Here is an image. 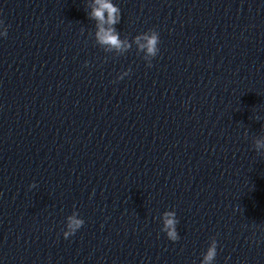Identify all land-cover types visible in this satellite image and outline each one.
<instances>
[{
	"label": "water",
	"instance_id": "obj_1",
	"mask_svg": "<svg viewBox=\"0 0 264 264\" xmlns=\"http://www.w3.org/2000/svg\"><path fill=\"white\" fill-rule=\"evenodd\" d=\"M92 2L0 0V264H264V0H113L151 67Z\"/></svg>",
	"mask_w": 264,
	"mask_h": 264
},
{
	"label": "clouds",
	"instance_id": "obj_2",
	"mask_svg": "<svg viewBox=\"0 0 264 264\" xmlns=\"http://www.w3.org/2000/svg\"><path fill=\"white\" fill-rule=\"evenodd\" d=\"M89 17L94 19L96 23L97 31L95 33L97 42L101 45H106L107 50H116L119 53H125L132 47V43H135L137 50L144 53L143 59L147 61L149 67L152 65V60L157 56L159 52L160 36L156 29H149L146 32L137 34L131 42L120 38V34L117 32L115 25L120 22L121 9L113 3V0H93ZM7 26H4L2 20H0V36L7 37ZM87 61L85 66H87ZM131 68L121 72L117 76V80L123 79L129 75ZM253 147L257 153L264 155V137L256 138ZM35 183L29 185V187H35ZM162 228L161 231L166 233V236L171 241H177L180 239L177 224L179 223L174 210H168L162 214ZM85 221L81 218L77 211H73L71 215L66 218V230L63 235L68 238L74 235L83 225ZM217 255V240L215 237L211 238V242L207 250L202 253V259L200 264H214Z\"/></svg>",
	"mask_w": 264,
	"mask_h": 264
}]
</instances>
